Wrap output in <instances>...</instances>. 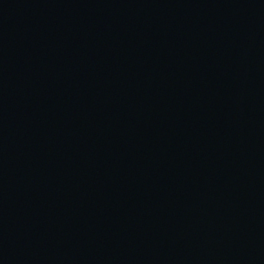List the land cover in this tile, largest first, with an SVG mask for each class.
<instances>
[{
  "label": "water",
  "instance_id": "1",
  "mask_svg": "<svg viewBox=\"0 0 264 264\" xmlns=\"http://www.w3.org/2000/svg\"><path fill=\"white\" fill-rule=\"evenodd\" d=\"M0 264H264V0H0Z\"/></svg>",
  "mask_w": 264,
  "mask_h": 264
}]
</instances>
